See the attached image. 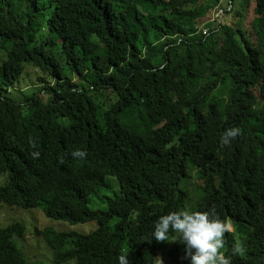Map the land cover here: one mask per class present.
<instances>
[{
	"label": "trees",
	"instance_id": "1",
	"mask_svg": "<svg viewBox=\"0 0 264 264\" xmlns=\"http://www.w3.org/2000/svg\"><path fill=\"white\" fill-rule=\"evenodd\" d=\"M259 34L264 0H0V205L52 224L5 216L0 264H189L178 234L152 236L182 209L231 218V264H264ZM29 228L44 261L19 247Z\"/></svg>",
	"mask_w": 264,
	"mask_h": 264
},
{
	"label": "clouds",
	"instance_id": "2",
	"mask_svg": "<svg viewBox=\"0 0 264 264\" xmlns=\"http://www.w3.org/2000/svg\"><path fill=\"white\" fill-rule=\"evenodd\" d=\"M240 133L239 127L228 128L220 138L221 144L229 146ZM32 155L38 158L39 153L33 152ZM86 155V151L80 149L71 152V156L77 159H84ZM0 207L8 209L18 206L2 204ZM5 215V211L1 210L0 226L6 222ZM235 232L236 227L231 218H220L215 209L210 211L182 209L160 216L154 223L152 236L157 242H177V235L172 234H178L189 264H231V258L225 255V236ZM245 252L243 242L237 240L232 247V253L242 256ZM118 261L119 264H130L127 252L119 255ZM159 264H163L162 260Z\"/></svg>",
	"mask_w": 264,
	"mask_h": 264
},
{
	"label": "rangeland",
	"instance_id": "3",
	"mask_svg": "<svg viewBox=\"0 0 264 264\" xmlns=\"http://www.w3.org/2000/svg\"><path fill=\"white\" fill-rule=\"evenodd\" d=\"M222 4L226 7L228 6L229 0H221ZM220 12L217 11V9H214L210 12H207L205 14V18L209 21H212V19H217L220 17ZM254 20L253 12L251 11L247 17H246V24L249 25V27H252V22ZM205 27L201 28L200 30H203ZM251 29V28H250ZM208 33V32H207ZM259 41L261 45H264V36L259 34ZM5 57L0 52V63L4 61ZM5 211V216H11L13 219H18L19 217H25L27 216V220L32 223L34 226H36L38 229L43 230L46 227L51 226V222L47 220L39 210H20L18 207H11V208H1L0 211ZM6 221V220H5ZM56 228L63 229V230H75L78 232H87L91 229L90 224H84L79 227H72L68 228L65 226L58 225ZM36 234L34 233L33 229H27L25 230V235L21 237V241L19 244V247H22L24 250V253L26 256L31 259L33 262H40L44 261L45 255L47 254L48 250H45L43 247L42 242H39L36 240ZM157 260L160 262L162 260L163 264H169L168 259L166 257V254L164 252H158L157 254Z\"/></svg>",
	"mask_w": 264,
	"mask_h": 264
},
{
	"label": "built area",
	"instance_id": "4",
	"mask_svg": "<svg viewBox=\"0 0 264 264\" xmlns=\"http://www.w3.org/2000/svg\"><path fill=\"white\" fill-rule=\"evenodd\" d=\"M207 32H208L207 29H204V30H203V33H204V34H207Z\"/></svg>",
	"mask_w": 264,
	"mask_h": 264
}]
</instances>
